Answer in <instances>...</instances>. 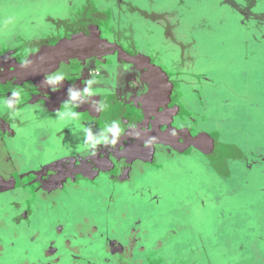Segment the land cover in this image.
Returning <instances> with one entry per match:
<instances>
[{
  "label": "rangeland",
  "instance_id": "374dc122",
  "mask_svg": "<svg viewBox=\"0 0 264 264\" xmlns=\"http://www.w3.org/2000/svg\"><path fill=\"white\" fill-rule=\"evenodd\" d=\"M70 23L111 62L91 93L138 84L157 120L120 151L113 101L0 99V264H264V0H0V50L60 38L34 66L59 77Z\"/></svg>",
  "mask_w": 264,
  "mask_h": 264
},
{
  "label": "flooded vegetation",
  "instance_id": "af4514ba",
  "mask_svg": "<svg viewBox=\"0 0 264 264\" xmlns=\"http://www.w3.org/2000/svg\"><path fill=\"white\" fill-rule=\"evenodd\" d=\"M235 6L239 8V6L237 5ZM100 22H101L100 25H101V37L102 38L108 37L110 41L116 42L119 44L123 41V37L119 35V32L113 29L114 28L113 23L112 24L107 23L105 19L100 20ZM104 22L108 24L107 25L105 23V27H103L102 25V23ZM76 24L70 23V25H66L67 28L64 31L69 32V33L72 32L74 36V43L77 41H81L79 42V45L82 44L83 50L78 49L79 52L74 53V55H72L70 58L66 60L67 61L66 65L64 66V69L61 70L60 72L61 74L59 77H54L50 75L48 76L46 82H42V81L34 82V81H24V80L23 82H20L24 78V76H22L21 72H18V67H16V65L25 66L26 62H28L29 59L36 61L34 57L35 55L38 54L39 51L42 52L41 54L44 53L46 54V56H48L49 47L47 48V46H52L51 44L54 43L57 40V38L52 37V36L47 37V38L46 37L38 38L36 40L29 41L27 43L28 44L27 47L9 46V47H6L2 51L0 50V99L12 98L15 95L21 96L23 98L24 97L30 98L34 96L35 93H37L38 96H41V94L64 92V94L67 97H70V98L76 97V99H78L79 101H82L83 99L85 100L87 99L88 105L89 103L92 104V102H94L93 100H95L94 102L95 104L93 106L98 105V104L102 106L103 104L104 105L103 108L108 111H111L110 102L113 101L115 104L113 105L111 103L113 105V110L116 109L118 110V112H121V114L122 113L126 114L125 119L122 120L124 127L126 125V129L124 132L126 134L120 137L119 139H116V138L114 139V141H116L118 144L116 146L117 149H119L120 151L126 150V148L123 147L122 145L123 143H125L129 147L134 148L135 151L137 150L138 145H141L142 149H145L144 151H146L145 140L143 137H140L141 133L139 132L138 129L139 128L147 129L148 127H150V124L156 121L157 119L155 116H152L151 113L147 112V108L145 107H141L137 109L136 111L133 109L132 110L130 109L134 107L135 103H136L135 104L136 106L145 105V104L139 105L138 101H136L138 100V98H142V97L145 98V95H144L145 93H144L143 88L138 84H129L128 87L125 89H123L122 87H118V88H115L114 92H111V93L108 92V94L102 93V92L91 93L90 86L93 84H97L98 86H101L104 89L108 86L106 84L103 85L104 81H102L100 78L99 70H96L94 72L97 75V80L93 82V84H91L92 74L88 70V63L90 62V60H92V58L98 57L99 65L100 64L107 65L106 63L110 62V59L105 60V58H103V55L98 56L97 52L88 48L89 47L88 45H91L89 44V41L91 42V40L88 37L83 39L82 34H80L78 31L76 32L73 31L74 28L76 26L78 27L79 25V23H76ZM87 29L83 33H85L86 36H89L90 35L89 29L88 30ZM86 31L88 32L86 33ZM98 32L100 34V31H97L94 35H98ZM59 34H60L59 32L57 34H55L54 32L52 35L54 36V35H59ZM67 38H69V35H67ZM84 40H86V42ZM82 46H79V47L81 48ZM98 46L99 45H97V47ZM125 46H127L126 47L127 50H130V51L132 50V48H130L128 44ZM45 47L46 49L42 51ZM36 64H34V66ZM24 71L26 73L28 69H24ZM19 82L20 84H18ZM58 83H65V84L63 86H57ZM15 84H18V85H15ZM97 91H99V89ZM74 93H77V94L75 95ZM102 100L107 101L108 108L106 107L107 104H105V102H101ZM148 113L151 115L149 116ZM147 115L150 118H152L153 121L143 123L146 121L145 119ZM133 128H136V129H133ZM149 138L150 137L146 139H149ZM140 189H144L143 186ZM27 216L28 215L25 214L23 218H26ZM147 263L157 264L153 262V259H149ZM137 264H144V263L139 262Z\"/></svg>",
  "mask_w": 264,
  "mask_h": 264
},
{
  "label": "water",
  "instance_id": "95a60500",
  "mask_svg": "<svg viewBox=\"0 0 264 264\" xmlns=\"http://www.w3.org/2000/svg\"><path fill=\"white\" fill-rule=\"evenodd\" d=\"M66 39H68V38H66ZM79 39H81V38H79ZM56 41L58 43H60L62 40L60 38H58ZM73 41H74V36H73ZM48 47H49V52H48V56H46L48 59H53V58L59 56L58 51H56L54 49V45L53 46H47V48ZM45 49H46V47L42 51H44ZM41 53H39V55H41ZM39 55L38 54L35 55L34 58H35L36 61H33V60H30L29 59L28 62H26V65L25 66L16 65V67H18V72H21L22 73V76H24V78L20 82H23V80L24 81H34V82L37 81V78L38 77L34 75V73L36 74L37 69H34V64H36L37 63V60L41 57ZM24 69H28V71L25 73ZM22 71H24V72H22ZM20 82L18 84H20ZM18 84H15V85H18ZM94 104L95 103L92 102L91 106L94 105Z\"/></svg>",
  "mask_w": 264,
  "mask_h": 264
},
{
  "label": "crops",
  "instance_id": "0c3cea01",
  "mask_svg": "<svg viewBox=\"0 0 264 264\" xmlns=\"http://www.w3.org/2000/svg\"><path fill=\"white\" fill-rule=\"evenodd\" d=\"M84 11H85V14H84V16H85V21H86V24H88L87 26H90V25H92L93 24V26L94 27H92V29H93V31H98V30H100V21L98 22V23H94V22H91L90 21V19H91V17H92V14L93 15H95L94 14V12H87V10L86 9H84ZM111 21H112V18L110 19ZM89 22V23H88ZM113 22V21H112ZM90 23H92V24H90ZM114 23V22H113ZM95 31V32H96ZM99 33V32H98ZM91 101V100H90ZM89 105H91V103H89ZM99 105V104H98ZM102 106H104L103 104H102ZM89 108H91V110L93 111V112H95V113H97V112H100L101 111V108L100 107H94L93 105L91 106V107H89ZM134 110V109H133ZM149 110V113H150V109H148L147 108V111ZM148 113V114H149ZM149 116H150V114H149Z\"/></svg>",
  "mask_w": 264,
  "mask_h": 264
}]
</instances>
